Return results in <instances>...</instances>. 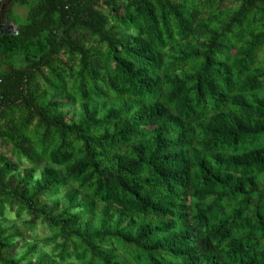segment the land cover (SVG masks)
<instances>
[{
	"label": "trees",
	"instance_id": "obj_1",
	"mask_svg": "<svg viewBox=\"0 0 264 264\" xmlns=\"http://www.w3.org/2000/svg\"><path fill=\"white\" fill-rule=\"evenodd\" d=\"M10 5L0 264H264V0Z\"/></svg>",
	"mask_w": 264,
	"mask_h": 264
},
{
	"label": "rangeland",
	"instance_id": "obj_2",
	"mask_svg": "<svg viewBox=\"0 0 264 264\" xmlns=\"http://www.w3.org/2000/svg\"><path fill=\"white\" fill-rule=\"evenodd\" d=\"M1 7H0V24L10 23L12 25L14 23V22H9L8 19H7V13L11 9H13L15 14H17V15L23 16L25 14V9L24 8H21V7H13V8H11L9 0H7V2L5 3V5H3L2 8ZM4 152L7 155H9L6 150H4ZM43 231H45V226H43L42 224H38L36 229H35V232L39 235ZM30 233L32 234L33 232H30ZM18 250H20V248Z\"/></svg>",
	"mask_w": 264,
	"mask_h": 264
},
{
	"label": "water",
	"instance_id": "obj_3",
	"mask_svg": "<svg viewBox=\"0 0 264 264\" xmlns=\"http://www.w3.org/2000/svg\"><path fill=\"white\" fill-rule=\"evenodd\" d=\"M3 1L7 2V0H0V6L2 5ZM10 1V0H9ZM17 30L16 25L14 24H0V33H14Z\"/></svg>",
	"mask_w": 264,
	"mask_h": 264
},
{
	"label": "flooded vegetation",
	"instance_id": "obj_4",
	"mask_svg": "<svg viewBox=\"0 0 264 264\" xmlns=\"http://www.w3.org/2000/svg\"><path fill=\"white\" fill-rule=\"evenodd\" d=\"M5 3H6V2H5V1H3V3H2V5H1V6L3 7V5H5ZM1 6H0V7H1ZM2 7H1V8H2Z\"/></svg>",
	"mask_w": 264,
	"mask_h": 264
}]
</instances>
